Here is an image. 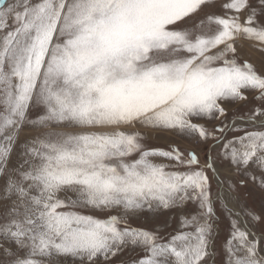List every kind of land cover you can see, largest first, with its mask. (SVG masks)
Masks as SVG:
<instances>
[{"label": "snow or ice", "instance_id": "1", "mask_svg": "<svg viewBox=\"0 0 264 264\" xmlns=\"http://www.w3.org/2000/svg\"><path fill=\"white\" fill-rule=\"evenodd\" d=\"M218 164L264 188V0H0V264H264Z\"/></svg>", "mask_w": 264, "mask_h": 264}, {"label": "rangeland", "instance_id": "2", "mask_svg": "<svg viewBox=\"0 0 264 264\" xmlns=\"http://www.w3.org/2000/svg\"><path fill=\"white\" fill-rule=\"evenodd\" d=\"M245 109H231L228 113L226 123L228 121H231L235 116H241L244 114ZM216 122H213L215 124ZM213 124L207 125V127L212 128ZM225 135L230 136L231 133L227 132ZM175 143L177 146L180 147L182 151L189 149V150H195L197 152V155L200 158L201 164L204 163L205 159V152L208 150V146L205 144H194L189 139L179 138L175 136H170L167 134H159L158 136H153L152 138L145 141L146 146L148 147H157V148H164L165 150L168 149L169 144ZM213 157L216 156V153H212ZM167 163V161H164ZM219 173L220 178L225 179L230 177L232 182L235 183L236 181L240 179H244L245 183L242 186H238L237 189L233 192V202L236 204L235 210L241 213V218L243 220L249 219L245 215L247 211L255 212V214L260 215L264 213V188H261L259 179H257L255 182L250 178V176H241L240 174L236 172L229 173L227 171L226 165H219ZM209 175L211 176V172H209ZM218 186L215 182L212 184V191L215 194L218 191ZM222 191V190H221ZM231 206V205H230ZM192 206L189 204L188 208H191ZM218 215H220V212L218 210ZM96 215H100L103 217L106 214L103 213H96ZM176 215L174 212H170L165 217H161V226L163 225V222L167 220L168 226L166 228L162 227V234L163 233H174L178 227L179 222L177 219H170V217H173ZM134 226H144V227H150V225H145L142 220L140 221H133ZM229 227V221L228 218L225 216H221L220 221V235L226 236L227 229ZM250 227L253 232H255L257 235L264 230V226L262 225H256L252 226L250 224ZM134 254L132 253H125L123 256H121L119 259L125 260V261H131Z\"/></svg>", "mask_w": 264, "mask_h": 264}, {"label": "bare ground", "instance_id": "3", "mask_svg": "<svg viewBox=\"0 0 264 264\" xmlns=\"http://www.w3.org/2000/svg\"><path fill=\"white\" fill-rule=\"evenodd\" d=\"M242 219V218H241Z\"/></svg>", "mask_w": 264, "mask_h": 264}]
</instances>
